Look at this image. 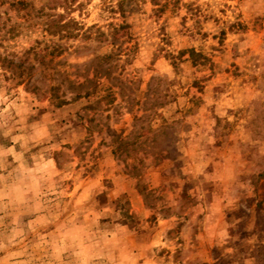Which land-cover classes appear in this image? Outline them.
Wrapping results in <instances>:
<instances>
[{"label": "rangeland", "instance_id": "374dc122", "mask_svg": "<svg viewBox=\"0 0 264 264\" xmlns=\"http://www.w3.org/2000/svg\"><path fill=\"white\" fill-rule=\"evenodd\" d=\"M65 2L0 0V252L264 264V0Z\"/></svg>", "mask_w": 264, "mask_h": 264}, {"label": "trees", "instance_id": "16d2710c", "mask_svg": "<svg viewBox=\"0 0 264 264\" xmlns=\"http://www.w3.org/2000/svg\"><path fill=\"white\" fill-rule=\"evenodd\" d=\"M65 1H66L65 2V9L68 10V9H70L74 0H65ZM69 24H70V22H64V21H61L59 19L51 20L49 23L46 24L45 32L49 35H55L56 33H59L60 31H62L63 29H66ZM58 52H59L58 46L52 47L51 50L49 51V53L52 55L56 54ZM190 53H191V55L193 54L192 52H190ZM100 59L101 58H98V60H100ZM91 74H92V78H96L97 76L101 75L100 68L98 65L94 66ZM85 81L91 82V79L90 80L85 79ZM68 82H69V85L71 86L72 91H75L73 98H80L81 94L79 91H81V89H83L84 82L83 83H76V84L73 83L72 81H68ZM84 95H86V92L84 93ZM58 103L63 104V103H65V100H59ZM117 141H118L117 142L118 147H121L122 144H124L123 141H121V139H118Z\"/></svg>", "mask_w": 264, "mask_h": 264}, {"label": "crops", "instance_id": "0c3cea01", "mask_svg": "<svg viewBox=\"0 0 264 264\" xmlns=\"http://www.w3.org/2000/svg\"><path fill=\"white\" fill-rule=\"evenodd\" d=\"M5 215V214H4ZM0 216V247L2 246V238H7V230H8V223L5 218H2ZM21 220V219H20ZM14 221L15 227H18V223ZM22 221V220H21ZM18 260H16V257L9 256L6 252H0V264H17Z\"/></svg>", "mask_w": 264, "mask_h": 264}]
</instances>
